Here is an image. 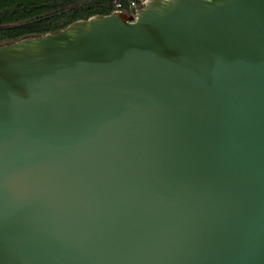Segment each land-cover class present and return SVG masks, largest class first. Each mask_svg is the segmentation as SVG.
Wrapping results in <instances>:
<instances>
[{
	"label": "water",
	"instance_id": "obj_1",
	"mask_svg": "<svg viewBox=\"0 0 264 264\" xmlns=\"http://www.w3.org/2000/svg\"><path fill=\"white\" fill-rule=\"evenodd\" d=\"M135 7L0 44V264H264V0Z\"/></svg>",
	"mask_w": 264,
	"mask_h": 264
},
{
	"label": "trees",
	"instance_id": "obj_2",
	"mask_svg": "<svg viewBox=\"0 0 264 264\" xmlns=\"http://www.w3.org/2000/svg\"><path fill=\"white\" fill-rule=\"evenodd\" d=\"M130 11L129 0H0V44L57 32L94 15Z\"/></svg>",
	"mask_w": 264,
	"mask_h": 264
},
{
	"label": "built area",
	"instance_id": "obj_3",
	"mask_svg": "<svg viewBox=\"0 0 264 264\" xmlns=\"http://www.w3.org/2000/svg\"><path fill=\"white\" fill-rule=\"evenodd\" d=\"M146 0H129V13H135L137 8L135 6H140L142 5ZM134 8V12L132 11V8ZM114 8H115V11H120L119 10V5L117 3H114Z\"/></svg>",
	"mask_w": 264,
	"mask_h": 264
}]
</instances>
